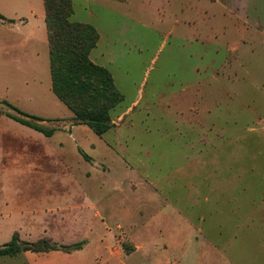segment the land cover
I'll list each match as a JSON object with an SVG mask.
<instances>
[{
    "label": "rangeland",
    "instance_id": "1",
    "mask_svg": "<svg viewBox=\"0 0 264 264\" xmlns=\"http://www.w3.org/2000/svg\"><path fill=\"white\" fill-rule=\"evenodd\" d=\"M72 1L70 20L92 25L101 35L92 56L111 72L123 96L111 116L117 120L127 113L103 136L86 126L71 132L67 127L52 137L38 133L42 137L33 143L49 157L29 160V168L4 161L0 193H12L8 176L56 178L54 186L66 180L71 189L91 193L109 222L111 206L133 210V219L123 216L125 226L144 225L154 214L178 207L194 216L202 236L214 241L220 236L212 224L218 222L209 218L200 223L197 214L208 217L207 210L189 203L201 202L196 192L202 175H220L234 180L235 188L226 189L232 199L219 206L229 212L239 203L243 210L236 221L224 216L226 237L234 224L256 228L238 232L237 263L264 264V6L259 18L250 11L239 18L235 14L243 8L227 0ZM30 5L38 12L44 8L43 0H29ZM45 59L41 53V62ZM46 102L35 94L30 106ZM104 142L110 151L99 147ZM91 144L97 151L89 158ZM204 154L211 161L207 167ZM187 175L198 181L192 184ZM213 206L206 208L211 212ZM161 216L164 226L174 224L172 215ZM49 233L58 243V229L51 227ZM19 235L29 241V232ZM247 235L240 245V237ZM228 254L237 258L235 252Z\"/></svg>",
    "mask_w": 264,
    "mask_h": 264
},
{
    "label": "crops",
    "instance_id": "2",
    "mask_svg": "<svg viewBox=\"0 0 264 264\" xmlns=\"http://www.w3.org/2000/svg\"><path fill=\"white\" fill-rule=\"evenodd\" d=\"M227 1L231 6L243 8L242 13L235 14L239 18H247L249 11L259 18L264 6V0ZM44 52L47 60L42 63L41 53ZM90 59L103 66L97 63L92 52ZM35 94L47 102L41 107H31ZM4 101L25 113L44 119H58L60 121L54 123H62L60 128L63 130L68 127L71 132L72 129L85 127L73 125V112L53 92L45 7L38 12L29 6V0H0V103ZM0 110V171L4 161L8 164L6 166L29 168V160L37 158L40 161L49 157L41 152L44 147L33 143V138L40 139L42 136L38 133H42L8 117L7 113L16 115L9 107L0 104ZM126 113L118 116L117 120L112 118L115 126ZM58 133L61 131L55 135ZM70 136L73 134L70 133ZM81 146L78 145V151ZM39 147H42L41 151ZM88 147L93 151H86L87 157L91 158L97 149L93 144ZM99 147L111 150L106 142ZM202 158L207 167L211 161H207L206 154ZM186 178L192 180V184L198 181L192 175ZM8 179L13 184L12 193L7 187V193H0V245L8 243L15 233L22 234L24 231L29 232V241L26 242L53 239L49 233L53 227L60 233L59 244L69 246L83 242V246L72 252H21L0 258L3 261L0 264H238L241 260L235 245L238 232H253L256 229H252V225L234 224L233 233L226 237L222 224L224 216L235 219L243 214V210L239 203L237 209L229 212L221 209L220 206L226 205L227 197L232 199L226 189L235 188V182L220 175H202L201 191L196 192V198L201 202L190 199L189 203V207L201 205L207 210L208 217L197 214L200 223L209 218L213 223L218 222L212 224L213 230L220 236L215 242L202 236L201 228L194 223V216L178 207L163 210L164 214L173 216L171 220H175L169 228L162 223L166 220L161 216L164 215L162 211L154 214L144 225L130 223L125 226L123 216L125 220L133 219L132 209L119 210L111 206L108 213L112 220L109 222L104 217L105 209L97 206L91 193H85L80 188L71 189L66 180H63L64 185L54 186L57 181L51 177L24 174L20 177L8 176ZM210 203L214 205L211 212L210 208H206ZM34 235L38 236L36 241L32 239ZM248 237H240V245L246 243ZM251 237L256 239V235ZM256 250L257 253L262 252L257 246ZM229 252H235L237 258L232 259ZM253 252L250 251V258Z\"/></svg>",
    "mask_w": 264,
    "mask_h": 264
},
{
    "label": "trees",
    "instance_id": "3",
    "mask_svg": "<svg viewBox=\"0 0 264 264\" xmlns=\"http://www.w3.org/2000/svg\"><path fill=\"white\" fill-rule=\"evenodd\" d=\"M44 7L53 92L73 112V125H84L96 135L103 136L114 128L111 111L123 101V96L117 90L111 72L90 59L91 51L99 42V34L92 25L70 20L74 13L72 0H44ZM0 104L16 113H7L8 117L47 137L61 130L60 127L49 128L43 124L59 122L58 119H44L25 113L6 101ZM82 246L83 242L68 246L49 238L26 242L15 233L8 243L0 245V258L27 251L72 252Z\"/></svg>",
    "mask_w": 264,
    "mask_h": 264
}]
</instances>
